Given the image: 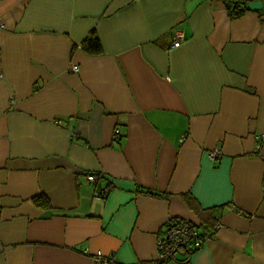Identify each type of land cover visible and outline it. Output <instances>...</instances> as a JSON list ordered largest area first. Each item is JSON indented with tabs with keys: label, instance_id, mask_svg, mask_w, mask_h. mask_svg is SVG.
<instances>
[{
	"label": "crops",
	"instance_id": "crops-1",
	"mask_svg": "<svg viewBox=\"0 0 264 264\" xmlns=\"http://www.w3.org/2000/svg\"><path fill=\"white\" fill-rule=\"evenodd\" d=\"M233 1L0 0V264H154L168 217L210 237L165 264H264V0Z\"/></svg>",
	"mask_w": 264,
	"mask_h": 264
},
{
	"label": "built area",
	"instance_id": "built-area-1",
	"mask_svg": "<svg viewBox=\"0 0 264 264\" xmlns=\"http://www.w3.org/2000/svg\"><path fill=\"white\" fill-rule=\"evenodd\" d=\"M2 27V25H0ZM175 42L173 47H177L180 44V39H182V33L180 30L174 31ZM77 65H72L71 70L77 71ZM119 130L115 129L113 137H117ZM258 139L264 140V134L259 135ZM259 147V143H258ZM220 156V150L218 148L214 149L209 153V158L215 160ZM88 181H96L97 176L94 174L86 175ZM104 192L102 189H98L96 194H101ZM216 218H218L216 216ZM219 224L215 225L217 228ZM210 237L209 233L203 232L201 228L192 223L189 220L180 219L176 217H168L162 223L159 233L156 235V253L153 259L154 264H165L169 260L173 259L176 251L181 247H190L192 249H198L204 245L205 241ZM93 261L96 264L106 263L102 259L101 252H97L93 256ZM178 264H192L191 261H181Z\"/></svg>",
	"mask_w": 264,
	"mask_h": 264
},
{
	"label": "trees",
	"instance_id": "trees-1",
	"mask_svg": "<svg viewBox=\"0 0 264 264\" xmlns=\"http://www.w3.org/2000/svg\"><path fill=\"white\" fill-rule=\"evenodd\" d=\"M247 4L248 2L246 0L233 1L232 6L228 9L229 16L235 18L241 15L245 10H248ZM82 46L90 52H99L101 50L100 41L94 32H91L90 35H88L84 39ZM33 201L34 203L42 207L49 206L47 199L42 195L34 197Z\"/></svg>",
	"mask_w": 264,
	"mask_h": 264
},
{
	"label": "water",
	"instance_id": "water-1",
	"mask_svg": "<svg viewBox=\"0 0 264 264\" xmlns=\"http://www.w3.org/2000/svg\"><path fill=\"white\" fill-rule=\"evenodd\" d=\"M261 5L262 2L260 0H252L248 2L247 7L250 9H258L261 7Z\"/></svg>",
	"mask_w": 264,
	"mask_h": 264
}]
</instances>
